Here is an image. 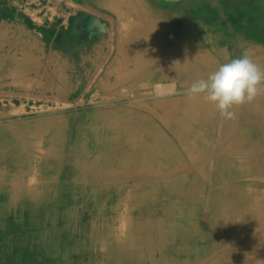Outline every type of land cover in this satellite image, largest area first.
<instances>
[{
	"label": "bare ground",
	"instance_id": "obj_1",
	"mask_svg": "<svg viewBox=\"0 0 264 264\" xmlns=\"http://www.w3.org/2000/svg\"><path fill=\"white\" fill-rule=\"evenodd\" d=\"M116 16L118 20H127L124 12ZM17 23L18 20L0 17V79L19 77L30 83L33 76H40L41 82L31 92L53 93L58 97L80 91L96 70V56L100 50L96 48L90 56H80L75 63H70L60 55L48 52L28 31H18ZM136 28L140 25L132 23L127 32L119 30L117 40L118 53L124 55L120 63L135 71L114 74L110 68L97 81V87L102 91H109L114 83L146 78L147 75L158 80L176 78L180 82L175 85L185 91L193 82L207 78L215 70L174 68L168 57L167 68L163 71L141 66L142 53L131 49L133 45L146 46V41L135 35ZM7 49L20 54V59L9 58L15 68L13 74L2 65L1 53ZM26 49L29 51L25 52ZM86 62L90 64L89 68ZM169 87L165 92H170ZM147 109L149 113L145 116L126 114L121 117L114 112L78 122L75 140L78 146L72 151L83 177L101 181L109 175L110 178L113 174L123 175L127 184L112 193V200L115 210L123 206L128 210L132 236L124 238L120 245L121 238L113 231L109 218L95 215L81 227L70 214L66 215L67 223L62 230L68 238L51 231L49 235L46 232L40 234L42 238H48L43 240L47 243V256L57 253L53 246L58 239L67 242L86 230L84 236L90 244H97L98 239L105 243L111 241L107 246L102 245L106 246L105 251L113 264L264 262V152L257 156L254 149L248 151L242 147L244 128H252L254 118L248 121L249 118L242 117L239 107L237 118L226 121L202 98L190 100L185 95L160 100ZM156 109L162 111L160 115L152 114ZM50 130V141H58L63 148V122L54 120ZM87 142L94 144L90 155L82 151ZM17 149L9 141L0 144V162L14 150V156L20 158ZM48 153L58 155L60 150L51 149ZM17 161L14 158L15 165H18ZM189 164L194 166L191 174L181 175ZM160 192L164 202L158 206ZM1 194L8 197L11 191L0 190ZM41 196L35 194L37 199ZM5 199L10 203L8 198ZM41 202L31 200L27 203L31 216L42 208ZM4 203L6 200L0 204V220ZM32 223L40 229L41 221ZM25 238H30L29 233ZM76 241L79 251L83 243ZM205 242L207 244L203 246ZM17 243L23 245L25 241L21 237ZM192 243L203 249L200 254L193 250ZM65 251L63 248L60 252Z\"/></svg>",
	"mask_w": 264,
	"mask_h": 264
},
{
	"label": "rangeland",
	"instance_id": "obj_2",
	"mask_svg": "<svg viewBox=\"0 0 264 264\" xmlns=\"http://www.w3.org/2000/svg\"><path fill=\"white\" fill-rule=\"evenodd\" d=\"M189 1L194 2V8H198L199 12L204 9L208 11V18H191L193 27L189 22L177 21L167 15V50L173 45H181L185 46V50L188 49V54L194 56L204 49L205 41H209L221 46L226 61L237 57V45L239 40L244 39L245 33L251 36L255 31H264V0ZM0 17L18 20V31H28L48 52L56 53L70 63H75L80 56H90L96 48L100 50L96 56V70L80 91L66 97L31 92L41 82L40 76H33L30 83L19 77L0 79V144L9 141L12 147H18L20 156L15 157L14 150L0 162V190L11 191L8 197L0 195V204L6 200L0 220V264H113L105 251L111 241L105 243L98 239L97 244H90L84 236L86 230L75 234L73 240L67 242L58 239L53 246L57 253L51 256H47V243L43 241L48 238L40 236L44 232L49 235L51 231L57 236L65 235L68 238V234L62 230L67 223L65 217L70 214L75 216L77 225L81 227H85L95 215L109 218L113 231L121 238L118 242L120 245H123L124 238L133 234L128 210L124 206L115 210L112 200V193L127 184L123 175L113 174L112 178L109 175L101 181L82 176V168L76 164L77 157L72 155L78 146L75 143L77 124L91 116L114 112L121 117L126 114L145 116L151 104L168 98L184 97V90L175 85L176 78H168V83L162 84L147 77H137L128 82L114 83L105 92L97 87L98 79L110 68L114 74L118 71L126 74L135 71L131 66L120 63L124 55L118 53L117 43L119 30L127 32L133 22L132 16L126 21H117L107 12L83 3V0H0ZM213 48L205 52L210 59V66L216 63L212 60L217 56ZM155 51L157 60L153 64L162 66L159 59L162 49L156 47ZM1 54L2 65L13 74L15 68L9 58L20 59L19 52L7 49ZM167 57L171 55L167 53ZM89 65L86 62L87 68ZM195 68L206 70V64H194L192 69ZM167 86H170V92H165ZM161 112L156 109L152 114L160 115ZM54 120L63 122V148L58 141L49 139L50 125ZM50 148L58 149L60 153L49 155ZM93 148L94 144L87 142L83 144L82 151L90 155ZM22 151L24 155L21 156ZM86 157L90 159V156ZM14 158L18 159V165L14 164ZM193 168V164L185 166L181 175H190ZM91 191L92 194H89ZM35 194L43 196L37 199ZM159 194L158 206L164 202V195L162 192ZM31 200H42V208L35 210L33 216L27 205ZM95 205L101 206L100 210ZM31 220L35 223L41 221L39 230ZM27 233L29 239L25 238ZM21 237L25 241L23 245L17 243ZM76 240L83 243L79 251ZM51 245L49 250L52 252ZM195 245L192 243L193 250L200 254L203 249ZM63 248L66 251L61 253Z\"/></svg>",
	"mask_w": 264,
	"mask_h": 264
},
{
	"label": "crops",
	"instance_id": "obj_3",
	"mask_svg": "<svg viewBox=\"0 0 264 264\" xmlns=\"http://www.w3.org/2000/svg\"><path fill=\"white\" fill-rule=\"evenodd\" d=\"M83 3H87L94 9H101L102 12L108 13L110 16L114 17L117 21V13L124 12L127 18L129 16L133 17L132 23H138L140 28H136V36L141 37V39L146 41V46L139 47L138 45H133L132 51L136 50L142 53V57L139 59L142 61L141 66L146 68L156 69L158 71H163L167 68L166 57L167 53L171 55L168 57L171 59L174 68L189 67L192 68L194 64L205 63L206 68L216 69L220 63L225 62L224 52L218 43H210L205 41L206 45L203 50L200 49L194 56L187 53L188 49L185 50V46L173 45L169 47L168 50L165 45L167 37L166 29V18L172 16L177 21L189 22L191 23V18H208V11H201L198 8H194L195 4L193 1L185 0L181 2H169L167 0H83ZM117 5L118 7H115ZM112 6V7H111ZM167 6H172L167 8ZM198 12V14L196 13ZM141 22V23H140ZM143 26L141 27V25ZM194 27V26H193ZM174 30V29H173ZM179 33H182L181 31ZM249 33L244 34V39L239 40L237 47L238 54L237 57L241 56L245 49H249L254 60L264 68V31H255L253 35L249 36ZM252 37V39H249ZM178 42V41H176ZM181 39L179 40V43ZM159 47L162 49L161 57L159 58L163 63L162 66L153 64L157 57L155 56V48ZM213 48L216 51L217 56L212 60L216 63L215 65H209V57L205 52L208 48ZM172 48V49H171ZM184 48V49H183ZM193 48V47H191ZM128 49V48H127ZM217 49V50H216ZM153 50V51H152ZM175 50V51H174ZM205 50V51H204ZM173 54V55H172ZM150 64H147L149 63ZM145 65V66H144ZM147 78L152 79L153 82H161L162 84L168 83L167 80H158L152 75H147ZM173 81H170L171 83ZM178 83L180 81H175ZM240 114L242 117L251 120L254 118V125L252 128H244L245 142L242 146L243 149L254 152L258 156L261 152H264V96L258 97V99L251 105L241 106ZM259 120V122H258Z\"/></svg>",
	"mask_w": 264,
	"mask_h": 264
},
{
	"label": "clouds",
	"instance_id": "obj_4",
	"mask_svg": "<svg viewBox=\"0 0 264 264\" xmlns=\"http://www.w3.org/2000/svg\"><path fill=\"white\" fill-rule=\"evenodd\" d=\"M184 95L190 100L202 98L223 120H235L236 109L264 96V68L245 49L241 56L220 63L207 78L193 82Z\"/></svg>",
	"mask_w": 264,
	"mask_h": 264
}]
</instances>
